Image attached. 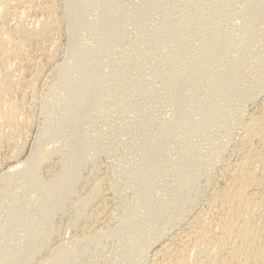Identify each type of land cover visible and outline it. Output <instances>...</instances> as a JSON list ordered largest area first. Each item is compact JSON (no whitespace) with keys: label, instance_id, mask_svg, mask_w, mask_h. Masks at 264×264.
<instances>
[{"label":"rangeland","instance_id":"1","mask_svg":"<svg viewBox=\"0 0 264 264\" xmlns=\"http://www.w3.org/2000/svg\"><path fill=\"white\" fill-rule=\"evenodd\" d=\"M249 1H0V176L38 145L53 152L41 184L76 164L55 193L49 245L29 262L21 251L48 195L28 176L0 186L3 264H47L63 245L75 246L63 264L224 259L225 190L264 108V0ZM70 58L99 76L86 102L59 83ZM249 146L264 155L262 140Z\"/></svg>","mask_w":264,"mask_h":264},{"label":"bare ground","instance_id":"2","mask_svg":"<svg viewBox=\"0 0 264 264\" xmlns=\"http://www.w3.org/2000/svg\"><path fill=\"white\" fill-rule=\"evenodd\" d=\"M81 1L82 0H70V3L77 4ZM252 4L254 3L252 2ZM254 19H253V22H255ZM246 21L248 22L247 19ZM252 25H254V23ZM246 27L247 26H245V28ZM251 28L252 27L248 26V29L251 30ZM248 29L246 31H249ZM207 37L205 38L207 39ZM209 38L210 37H208V39ZM6 39L0 38V52L2 50L4 51L7 50L5 49V46L9 43H7ZM205 46H207L206 43H205ZM205 46L204 48H206ZM208 46L209 47L206 49L207 50L209 49L210 51L208 50V52L211 53L212 46L210 45ZM9 54L11 55V52ZM2 55L4 56V54ZM14 56L15 55H13V57ZM82 56L85 57L84 54H82ZM10 57H12V55ZM71 59L72 58L67 59L65 63H62V65H60L59 68L57 69L59 72V77H60L59 83L62 85H65L68 88V90L78 89L83 94L84 102H86L87 100L90 99L91 94L96 87L95 83L98 81L99 76L97 74L92 75L91 71L87 70L90 68L89 64L91 63H85V61L82 63H78V62L76 63L75 61V63H73L74 61ZM69 60H71L72 62ZM72 71L73 73L74 71L78 72V75H81L82 77V79L79 77L80 78L79 80L81 81L79 80L78 82L73 81L76 83V84L73 83V85H71L68 82L70 81L72 77H73L72 80L78 79V76L75 78L74 76H72L70 78L68 75H70L69 72L72 73ZM66 74L70 78L69 81L68 80L66 81V78H65ZM3 90H0V94L3 93ZM177 93H179V89L177 90ZM261 113L262 114L256 118L252 117L253 119L244 129V141H245V145L247 144L248 149H247V152L244 151L243 153L242 151L239 163L233 166L231 170L232 173L230 174L231 176L230 182H229L228 188L225 190L226 194L225 196L223 195L224 196L223 198L224 199V210L226 211L227 219L224 222L225 232H224L223 237L221 238L220 244L223 246L224 248L223 250L226 251V256H224V259L218 262L219 264H264V155H261V156L257 155L258 156L257 157V156H253L254 152L252 155H250V153L248 152L252 150L251 148L252 145L251 147L249 145L253 140L259 139V141L262 140L264 142V108ZM41 146L42 145L40 146L38 145L37 147H35L31 155L24 161V163H21L20 165H18V167L23 166L24 167V168L22 167L23 170L22 169L20 170L18 169V167L15 166L16 168L13 167L10 169L12 171L14 169V172H10V173L0 176V186L5 185L6 188L10 183L14 182L15 179H16L15 183H17L18 180L19 182H22L23 178L25 176H28L30 179L31 185L35 186L36 190L40 194L48 195V198L44 200V204H43L44 214L42 216V219H40L35 225L36 228L31 233L28 239L29 241L27 242V246L22 245L26 248V249L23 248L24 249L23 252L21 251L22 256L24 255L23 256L24 259L28 262L32 261L34 255L39 250H42V248H45L46 245H49L48 244L50 241L49 238L51 237V233L53 231L52 222L50 219V208L53 204L57 202L56 197H55L56 191L59 189H68L71 186L72 182L75 180L74 167L76 164L73 162H70L68 163L67 168L63 174L54 178V180L50 181L49 184H41L38 178L41 165L45 163L49 159L51 154L53 153L52 151H49L50 148L49 150L43 149V148H46L47 146L46 147L43 146L42 148ZM256 152L257 151H255V153ZM22 187H25V184L19 186L18 189H21ZM87 204H88V200L82 201V204L80 205L79 211H78L80 215L84 213V210L86 209ZM143 205H144V200H140L137 206L142 207ZM137 216L138 214L134 211L133 212V222L134 223L139 221ZM97 237L94 236V238H89L87 240L85 238L86 240L85 242L96 244L98 242ZM0 249H2L1 246H0ZM74 249H75V246L65 247L63 245V247L58 248L54 251L51 259L48 261L47 264H63L68 259V257L73 253ZM3 250L5 251L6 249L3 248ZM1 252L3 253V251ZM6 256H7V253L6 254L3 253L2 255H0V264L5 263L6 260L9 259V257H6Z\"/></svg>","mask_w":264,"mask_h":264}]
</instances>
